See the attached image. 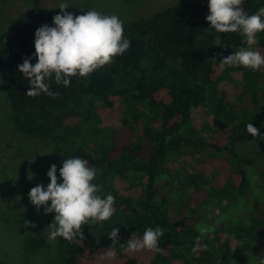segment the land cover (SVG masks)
<instances>
[{
	"label": "trees",
	"instance_id": "16d2710c",
	"mask_svg": "<svg viewBox=\"0 0 264 264\" xmlns=\"http://www.w3.org/2000/svg\"><path fill=\"white\" fill-rule=\"evenodd\" d=\"M69 5L75 15L87 11ZM58 6H32L0 33V78L12 123L46 141L45 166L55 163L58 176L63 160H87L97 169L94 183L103 186L98 195L112 194L116 212L82 226L84 240L57 237L56 255L34 264H264V139L246 130L252 123L264 136V67H229L220 60L249 46L264 54V32L251 45L239 32L219 34L227 47H218L205 19L208 0H179L124 22L131 47L112 63L86 78L72 77L68 87L49 81L59 93L55 98L29 97L17 65L33 56L36 29L55 26ZM242 7L251 15L264 0H244ZM105 119L117 125L110 129ZM222 162L228 173L220 172ZM240 199L252 204L246 219L206 226L215 205ZM183 207L189 212L181 213ZM157 226L166 230L159 242L163 254L129 251L120 243L121 235L142 238ZM115 227L119 238L113 242L108 235ZM26 245L38 251L47 238L32 234Z\"/></svg>",
	"mask_w": 264,
	"mask_h": 264
},
{
	"label": "clouds",
	"instance_id": "9594fccd",
	"mask_svg": "<svg viewBox=\"0 0 264 264\" xmlns=\"http://www.w3.org/2000/svg\"><path fill=\"white\" fill-rule=\"evenodd\" d=\"M243 3L244 0H208L209 14L205 19L217 33L214 45L227 47L221 43L219 34L239 32L251 45L255 43L256 34L264 32V7L249 15L242 7ZM70 7L66 2L60 3L61 12L53 17L55 26L44 24L36 29L33 56L25 57L23 63L17 65L29 85L25 93L29 97L46 94L55 98L59 93L50 89L49 81L54 79L55 83L68 87L72 77L90 76L131 47L124 34V22L117 15H105L96 10L75 15L67 11ZM33 57L38 58L35 64ZM220 60L222 65L229 67L239 65L252 70L264 67V54L250 48H240ZM246 130L255 139H264L252 123L247 124ZM62 164L59 176L57 165L51 164L47 172L50 183L46 188L43 184L36 185L28 195L38 212L43 206L45 214L55 213L53 221L44 230L49 240L63 237L72 242L77 236L84 240L82 226L109 220L116 212L115 197L110 193L103 198L98 195L103 186L94 183L97 169L90 167L87 160L76 156L63 160ZM29 224L36 227L26 220L25 225ZM118 233L119 229L115 227L108 236L116 242ZM165 234L166 230L159 226L149 227L142 238L127 241L128 250L148 249L163 254L159 242ZM199 244L200 237H197L193 252L198 250ZM107 255L114 256L115 253L108 252Z\"/></svg>",
	"mask_w": 264,
	"mask_h": 264
},
{
	"label": "rangeland",
	"instance_id": "374dc122",
	"mask_svg": "<svg viewBox=\"0 0 264 264\" xmlns=\"http://www.w3.org/2000/svg\"><path fill=\"white\" fill-rule=\"evenodd\" d=\"M177 1L179 0H0V33L12 19L35 5L49 6L66 2L87 11L96 10L105 15L115 14L123 22H131L148 18ZM105 121L110 129L117 125L116 120ZM47 152L45 140L18 131L12 123V108L0 78V260L7 264H34L47 261L56 255V241L49 240L48 233L44 232L46 226L53 221L55 213L45 214L43 206L38 212L28 195L36 185L43 184L46 188L50 183L47 176L48 168L44 163ZM228 169L222 162L220 172L227 170L228 173ZM252 176L259 186L260 179L257 174L253 172ZM219 182L220 180L217 181ZM259 190L261 191L260 186ZM257 191L258 189L254 188L253 195L257 194ZM3 193L5 197H1ZM195 198L200 199V196L196 195ZM171 200L175 201V198ZM186 203L187 200L180 202L181 205ZM251 205V202L243 199L234 205H230L229 201L217 204L209 213V223L206 226L212 228L218 223L230 225L246 219ZM205 206L206 204L201 205L200 213H203ZM178 208L174 203L171 212L176 214ZM185 212L189 210L183 207L181 213ZM26 220L33 222L36 227L33 228L31 224L25 225ZM32 234L44 235L47 238L46 247L31 251L26 245V239ZM131 238L136 237L121 235V245H127Z\"/></svg>",
	"mask_w": 264,
	"mask_h": 264
}]
</instances>
